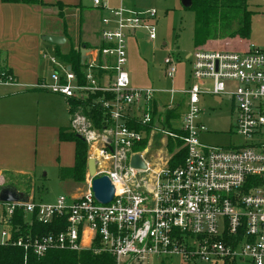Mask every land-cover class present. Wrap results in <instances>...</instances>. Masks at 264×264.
<instances>
[{
    "label": "built area",
    "instance_id": "1",
    "mask_svg": "<svg viewBox=\"0 0 264 264\" xmlns=\"http://www.w3.org/2000/svg\"><path fill=\"white\" fill-rule=\"evenodd\" d=\"M91 3L102 13L100 44L88 49L80 73L51 57L53 71L39 88L87 103L86 110L100 108L98 127L82 107L69 112L68 132L85 143L94 176L84 193L61 195L53 204L0 201V246L36 258L91 250L113 264H172L175 258L181 264H264V49H195L186 59L191 84L171 91L180 97L176 103L155 108V91L130 88L125 71V39L144 30L154 40L155 12ZM175 71L176 61L166 58L164 75ZM12 84L0 75V85ZM206 96L218 105L230 98L241 143L200 142L207 131L198 105ZM158 112L177 116L179 127L157 129L164 122ZM154 130L165 149L169 140L180 141L173 154L182 153L178 166L149 155ZM133 156L143 169L130 166ZM100 177L114 190L106 205L90 190L91 180Z\"/></svg>",
    "mask_w": 264,
    "mask_h": 264
},
{
    "label": "crops",
    "instance_id": "2",
    "mask_svg": "<svg viewBox=\"0 0 264 264\" xmlns=\"http://www.w3.org/2000/svg\"><path fill=\"white\" fill-rule=\"evenodd\" d=\"M82 1L42 0L41 5H23L4 4L0 0V69L8 72L13 79L12 85H0V188L16 184L21 186L25 180L31 181L35 177L37 169L42 171L58 166L57 159H62L60 150L65 142L59 140L58 134L69 125L68 101L39 88V85L49 81L45 68L52 64L51 57L57 59L53 53L54 46H58L62 54L70 48L79 49L81 62L87 59L88 49L100 44L102 13L93 7V12L87 11ZM106 1L111 7L142 10L140 0ZM58 5L62 7V17L59 16ZM73 11L79 14L76 45L65 49L70 40L65 22L68 13ZM91 14L96 16L97 22L91 35H88ZM46 35L63 37L65 42L52 45L42 40ZM218 44V40H211L207 48H218ZM157 100L155 108L163 103ZM65 111L68 112L67 125ZM162 114L158 112L157 116L163 117ZM163 119L161 125L166 123ZM55 148H58L57 151ZM64 165L71 168L73 162ZM27 198L33 200L30 196Z\"/></svg>",
    "mask_w": 264,
    "mask_h": 264
},
{
    "label": "rangeland",
    "instance_id": "3",
    "mask_svg": "<svg viewBox=\"0 0 264 264\" xmlns=\"http://www.w3.org/2000/svg\"><path fill=\"white\" fill-rule=\"evenodd\" d=\"M253 3L258 5L260 13L252 17L249 33L244 40L247 44L264 49V0H252ZM82 5L87 11H94L91 8V0H83ZM140 8L142 10L139 9V11L153 10L155 12L154 40L148 39V34L144 30H137L133 37L125 39V71L129 87L136 90L151 89L165 105L171 101L176 103L180 97L173 95L171 91L186 88L191 84V81L188 80L189 63L186 61V56L195 49L193 13L185 9L180 0H140ZM68 14L65 24L70 40L67 41L65 49L76 45V36L79 30V14L75 11ZM95 17L94 14H91L87 27L88 35H91L90 32L96 25ZM168 57L176 61V71L171 78L164 75V61ZM52 68V64L46 65L48 78L52 73ZM198 106L201 109L198 119L207 131L199 135L201 143L213 147H227L243 141L240 136L235 135L234 115L231 112L229 97H224L222 103L218 105L211 97L206 96L199 101ZM60 110L63 115L62 104ZM65 115V125H67L68 112ZM179 125L178 117L171 114L164 125L158 123L156 128L170 130L179 127ZM161 137L162 135L157 130H154V134L150 136L152 142V147L149 148L150 156L156 160L163 158L169 164L176 148L170 152L160 146L157 141ZM62 145L64 146L60 150L62 159L60 161L57 159L58 166L54 165L52 168L49 167L42 171L37 169L36 175L31 181L25 180L21 186L16 184L15 186L9 185V187L19 194L32 197L34 203L45 205L53 204L61 195L70 198L84 193L87 189V172L80 184L75 183L69 177H63V169L69 168L64 164L73 162V143L65 142ZM57 149L55 148L56 151ZM19 188H23L25 191H20ZM164 264L169 263L165 262ZM172 264L181 263L175 258Z\"/></svg>",
    "mask_w": 264,
    "mask_h": 264
},
{
    "label": "trees",
    "instance_id": "4",
    "mask_svg": "<svg viewBox=\"0 0 264 264\" xmlns=\"http://www.w3.org/2000/svg\"><path fill=\"white\" fill-rule=\"evenodd\" d=\"M1 2L23 5L42 4V0H1ZM58 8L59 16L62 17L61 5H58ZM185 9L193 13L194 48L205 50H210L207 46L211 40L216 41L223 37L225 38L218 40L220 46L212 50L243 48L247 44L244 39L249 33L251 19L254 15L260 13L258 5L252 4V0H191L190 7ZM53 53L62 63L68 64L72 70L80 73L83 66L80 62L79 49L70 48L67 53L62 54L58 46H54ZM0 75L5 78L9 76V73L0 69ZM68 105L69 112L74 111L77 107H82L84 113L91 118L94 125L99 126L101 111L98 106L86 110L87 103L74 100H69ZM171 114V112H163L162 115L165 121L168 120ZM145 131L148 133L149 128H145ZM58 138L61 142H72L74 144L73 166L63 169V177H69L78 184L82 183L86 172L87 147L85 143L68 132V128L61 129ZM180 144L179 140H169L167 149L172 152ZM181 155L180 152L172 157L169 162L170 167H176L180 164ZM18 222L20 223V218ZM39 231H42V229L40 228ZM47 231L48 229H43V232ZM0 264H113V261L110 256L94 254L91 250L79 252L55 250L48 252L44 257L36 258L30 254L24 257L19 248L0 246Z\"/></svg>",
    "mask_w": 264,
    "mask_h": 264
},
{
    "label": "water",
    "instance_id": "5",
    "mask_svg": "<svg viewBox=\"0 0 264 264\" xmlns=\"http://www.w3.org/2000/svg\"><path fill=\"white\" fill-rule=\"evenodd\" d=\"M180 2L184 8H189L191 5V0H180ZM42 40L52 45H62L65 42V39L63 37L49 35L43 36ZM188 56L186 57V59L188 58ZM130 166L135 169L144 168V164L138 156H133L131 158ZM86 171L89 178L94 176L95 168L92 159L87 160ZM90 190L93 194L95 201L100 205L109 204L113 199L114 190L107 177L92 179L90 182ZM0 201L5 203H25L28 201V198L23 194L17 193L12 187L5 186L0 188Z\"/></svg>",
    "mask_w": 264,
    "mask_h": 264
}]
</instances>
